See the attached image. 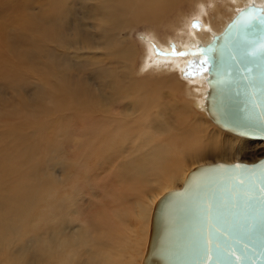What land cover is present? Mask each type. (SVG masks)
Segmentation results:
<instances>
[{
  "label": "bare ground",
  "instance_id": "obj_1",
  "mask_svg": "<svg viewBox=\"0 0 264 264\" xmlns=\"http://www.w3.org/2000/svg\"><path fill=\"white\" fill-rule=\"evenodd\" d=\"M179 1L42 0L32 13L27 10L31 0H0V20L6 18V24L0 23L1 89L7 88L6 81L39 85L36 97L19 102L14 95L0 106V264H136L141 257L142 264L154 205L182 187L195 168L188 171L187 164H199L211 155L227 157V164L245 163L238 159L241 155L256 161L264 156V142L213 122L205 106L207 72L196 65L194 53L241 9L264 7V0H190L187 13L182 10L168 24L163 42L154 34L145 45L140 74L165 76L155 82L132 78V47L119 38L120 31L158 21ZM65 18L72 23L62 21ZM73 23L86 55L100 51L97 58L87 56L82 80L60 67L62 55L66 61L82 56L81 47L75 54L61 46ZM47 133L52 137L47 139ZM65 143H73L67 154ZM56 167L61 169L58 178L49 173ZM103 167L113 179L102 171L108 182L102 179L101 186L110 190L109 201L97 199V187L88 178ZM66 187L72 194L68 200L61 195ZM86 189L91 204L86 203ZM76 190L84 202L74 197ZM105 201L115 207L108 211ZM41 211L50 218L44 225L55 220L59 226L35 235L30 230L32 237L9 250V245H17V226L23 231Z\"/></svg>",
  "mask_w": 264,
  "mask_h": 264
},
{
  "label": "water",
  "instance_id": "obj_2",
  "mask_svg": "<svg viewBox=\"0 0 264 264\" xmlns=\"http://www.w3.org/2000/svg\"><path fill=\"white\" fill-rule=\"evenodd\" d=\"M194 53L213 122L264 142V7H244ZM142 264H264V156L189 171L155 203Z\"/></svg>",
  "mask_w": 264,
  "mask_h": 264
},
{
  "label": "rangeland",
  "instance_id": "obj_3",
  "mask_svg": "<svg viewBox=\"0 0 264 264\" xmlns=\"http://www.w3.org/2000/svg\"><path fill=\"white\" fill-rule=\"evenodd\" d=\"M27 2H28V0H26ZM179 4H177V5H175L174 7L175 8H173L170 12H167V13H165L163 16H161L160 17V19L158 20V21H154L153 23L152 22H147V23H139V24H135V25H133L134 27L131 29V30H129V31H127V29L126 30H124L123 29V31H120V32H122L120 35H119V38L122 40V41H124V43L125 44H130L131 45V47H132V50H130V53H131V55L133 56V60H134V63H133V68H132V73H131V75H132V78L134 79L135 78V80H137V79H139V78H143V79H140V80H144V79H146V80H148L149 82H155L156 80H158L160 77H161V80H162V78L165 76V75H156V74H154V73H147V74H140L141 72L139 71L140 70V68L139 67H141V65H142V63H143V61L145 60V57H146V49H145V45H146V43L151 39V38H153V35L154 34H156V36L158 37V40L160 41V42H163V40L167 37V35H169V34H167V31H168V28H167V26H168V24H170V22H172V20L173 19H175L177 16H181L179 13H181L182 12V10H183V12H185V13H187V11H188V6L190 5V3H191V1L190 0H183V1H179L178 2ZM41 4H42V0H31V6L30 7H28V11L29 12H32V13H36L38 10H39V8H40V6H41ZM175 12H174V11ZM177 11H178V13H177ZM3 12H5V11H3ZM168 14V15H167ZM5 15H7V13L5 12ZM167 15V16H166ZM211 16L213 17V14H211ZM3 16L2 15H0V18H2ZM164 17H165V19H164ZM170 17H171V19H170ZM6 18H3V19H1L0 20V23H3V24H6ZM170 20V21H169ZM62 21H65L68 25L70 24V23H72V21H71V19H70V21H67L66 20V18L65 19H62ZM70 22V23H69ZM86 23L87 24H89V22H84V21H82L81 20V24H83V25H86ZM90 23H92V22H90ZM94 23V22H93ZM73 25H74V28L73 29H71V31H69V33H68V37H66V35H64V38H63V40H62V43H61V46L62 47H64L65 49H69V51H71V52H74L75 54L76 53H78L77 52V47H81V53L79 54V55H81L82 54V56L80 57V58H82L83 59V62H82V60L80 59V58H78L79 59V61H77V59L76 58H73L72 56L70 57L71 59H69L68 57V61H66L67 59H65V57L67 56V55H62V54H60V55H62V63L60 64V67H61V69L62 70H65L66 71V73H67V71H69V76L71 75V73L72 74H74V76H77L80 80H82L83 78H85L84 77V72L83 71H85V68H86V64H84L85 63V60L87 59V56H88V58H90L92 55H94L95 54V58H97L98 56H99V54L98 53H100V51H90L87 55H86V52H87V49H86V47H85V45L84 44H82V42L80 41V39H79V36H80V34H79V29H78V26L75 24V23H73ZM87 27V26H86ZM151 28H152V30H151ZM87 30H88V33H90V32H92L93 33V30H90L88 27H87ZM152 31H153V33H152ZM86 32H85V37H86ZM160 34V35H159ZM99 35L100 36H102V35H104V31L102 30V29H100V33H99ZM149 35V36H148ZM76 37V38H75ZM145 37V38H144ZM164 37V38H163ZM149 38V39H148ZM87 40V39H86ZM144 43V44H143ZM50 47H52V45H50ZM121 47H120V42L118 43V49H120ZM19 50V49H18ZM66 51V50H65ZM65 51H62V50H60L59 49V51L58 52H65ZM11 52V51H10ZM145 52V53H144ZM11 54H13L12 52H11ZM84 55H86L85 56V58H84ZM65 59V60H64ZM70 60H72V61H74V62H72V61H70ZM70 61V62H69ZM81 61V62H80ZM78 63L79 62V64H74V63ZM62 67H64V68H66V69H64V68H62ZM69 69V70H68ZM71 69H72V72H71ZM140 75V76H139ZM71 76H73V75H71ZM70 76V77H71ZM73 76V77H74ZM139 76V77H138ZM137 77V78H136ZM72 79H70V81H71ZM161 80H159V81H161ZM72 82H74V83H78V82H76L75 80H73ZM148 83V82H147ZM4 85H7V88H5V89H1V87H3V86H1L0 85V103H2V104H0V106L2 107V108H4L7 104H6V101L7 102H9V98H11V97H13L14 95H16L17 96V99L19 100V102H21L22 100H25V101H27L28 99H30V98H32V97H36L37 95H38V93H39V85L37 84V82H35V81H32V84H31V86H28V84H22V83H12V82H8V81H6V82H4ZM182 90V89H181ZM180 90V91H181ZM10 92V93H9ZM179 92V91H178ZM177 93V92H176ZM178 98H180V97H178V95L176 94V99H178ZM15 99H12V101H14ZM205 119V118H204ZM205 121H207L206 119H205ZM210 122V121H209ZM212 124V123H211ZM60 134V133H59ZM48 135V136H47ZM47 135H45V137L48 139V137H50L51 135H53V134H48L47 133ZM52 137V136H51ZM55 137V136H54ZM53 137V138H54ZM27 139H29V138H26V139H24V140H27ZM14 141H17V139H13ZM54 140V139H53ZM66 142V141H65ZM67 143H68V140H67ZM64 145H66V146H64L65 147V153H66V151H67V153L72 149L71 147L73 146V143L71 144V143H69V144H64ZM71 145V146H70ZM68 146V147H67ZM71 148V149H70ZM47 149H49L48 147H47ZM66 153V154H67ZM47 157H49L50 158V156H47ZM46 157V158H47ZM49 158H47V159H49ZM52 159H50V160H52V161H54L53 160V157H51ZM227 157H222V155H218L217 157H214V155H213V157H212V155L211 156H207V157H205L204 159H203V161H200V163L199 164H195V163H189V164H187V166H186V170H190V169H192L193 167H196L197 165H201V164H208V163H216V162H225V163H227V159H226ZM230 158H231V160H234L235 159V157H234V155H232V156H230ZM251 158L253 159V156L252 157H250L249 155H241L240 157H238V159L239 160H243L245 163H254V162H256V160H251ZM259 158V157H258ZM261 158V157H260ZM259 158V159H260ZM59 159L57 158L56 159V161H58ZM67 160V159H66ZM66 160H64L63 161V166L65 165V161ZM249 160H251V162L249 161ZM242 161V162H243ZM76 168H71V170L70 171H72V170H75ZM102 171H106L107 172V176H108V168H106V167H103V168H101V169H98V170H95V171H92V172H90L89 173V177L88 178H91L92 179V181H94V186H96L97 188L93 191L96 195H97V199H99V200H106V201H109V200H107V196L109 195V193H110V190L109 189H107V188H105V184L103 185V186H101V184H102V179L104 180V181H106V182H108L107 181V179L106 178H103V174H102ZM187 171V172H188ZM74 172H76L77 173V171H74ZM49 173H52L51 175H53L55 178H58V177H60L61 176V169L60 168H58V167H56V168H53L52 169V171L50 170L49 171ZM106 174V173H105ZM64 176V175H63ZM112 178H110V176H108V180H111ZM113 180V179H112ZM70 191V189L68 188V187H66L65 188V190H63L62 192H61V195H62V197L64 198V200H68L69 198H71V196H72V194H71V192L70 193H68ZM88 190L86 189V194H85V198H86V203H89V204H91L92 203V200L90 199V200H88V197H87V192ZM64 193V194H63ZM74 197L75 198H79L80 199V201H82V202H84L85 201V199L82 197V195L81 194H79L78 193V190H76V193H75V195H74ZM93 201H95V199L93 200ZM104 202L103 203V205H107L106 206V209L108 210V211H110L112 208H114L115 206V204L113 205V204H111V202L110 203H108V202ZM86 203H84V207H86L87 205H86ZM110 205H112V206H110ZM93 206V205H92ZM103 207V206H102ZM54 209H55V207H54ZM70 208H69V206H68V208H67V210H69ZM43 210V209H42ZM71 210V209H70ZM69 210V211H70ZM94 209H92V208H90V210L89 211H93ZM56 212L57 211H59L58 210V208H56V210H55ZM88 211V215L87 216H89V217H91V218H93V215H91L92 213L91 212H89ZM43 213V211H41V213H40V216H36V219H33V220H31V217H30V220H28L27 221V224L24 226L26 229H23V231L21 230L22 229V225H18L17 227L18 228H21V229H18L19 231H20V233L18 234L19 236L17 237V240H16V242H17V245H16V243L15 244H11V245H9V250H12V251H14L16 248H17V246L18 245H21L22 244V241L24 242L27 238H30V237H32V235L34 234H37L38 232L40 233V234H42V233H45V232H48L50 229H49V227H51V225H53V224H56L55 225V228L57 227V226H59L58 225V223L54 220L53 221V224H49L48 223V225L46 224V225H44V223H46L47 222V220H48V222H49V217L45 214H42ZM83 213H85V211H83ZM41 215H43L42 217L43 218H39V217H41ZM44 216L47 218H44ZM94 220L96 219V218H93ZM46 222H45V221ZM44 221V222H43ZM128 221H129V223L131 224V226H136V224H135V221L134 220H130V218L128 219ZM29 222V223H28ZM54 222H56V223H54ZM12 223V225L13 224H15V226L17 225L16 223L17 222H14V221H12L11 222ZM32 226V227H31ZM34 226H35V228H34ZM48 228H47V227ZM63 226V225H62ZM40 227V228H39ZM45 227V228H44ZM139 227V226H138ZM43 228V229H42ZM137 228V227H136ZM47 229H49V230H47ZM30 230H31V232L33 233V231L32 230H35L34 231V233L32 234L31 232H30ZM25 232H26V234H25ZM137 233L139 234L140 233V229H137ZM26 235V236H25ZM63 237L65 236L64 235V233H62L61 234ZM22 239V240H21ZM145 241H146V238H145ZM144 241V242H145ZM144 242L142 243V246L140 247V252L141 253H143V251H145V248H144V246H145V244H144ZM12 246V247H11ZM146 247V246H145ZM127 248H129V247H127ZM129 251H131V248H130V250ZM142 258V257H141ZM141 258H140V260H138L137 262L138 263H136V264H141Z\"/></svg>",
  "mask_w": 264,
  "mask_h": 264
},
{
  "label": "snow or ice",
  "instance_id": "obj_4",
  "mask_svg": "<svg viewBox=\"0 0 264 264\" xmlns=\"http://www.w3.org/2000/svg\"><path fill=\"white\" fill-rule=\"evenodd\" d=\"M219 248H220V246H219V244H217V249L219 250ZM228 254H229V255H232L231 252H229ZM206 258H207V259H211V256H210V255H207Z\"/></svg>",
  "mask_w": 264,
  "mask_h": 264
}]
</instances>
